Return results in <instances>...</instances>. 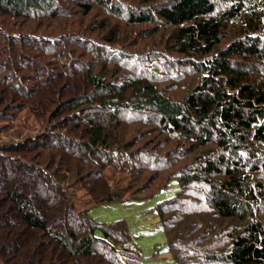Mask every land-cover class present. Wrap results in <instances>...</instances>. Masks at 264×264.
<instances>
[{
    "label": "trees",
    "instance_id": "1",
    "mask_svg": "<svg viewBox=\"0 0 264 264\" xmlns=\"http://www.w3.org/2000/svg\"><path fill=\"white\" fill-rule=\"evenodd\" d=\"M0 264H139L123 218L76 210L173 179L175 264H264V0H0Z\"/></svg>",
    "mask_w": 264,
    "mask_h": 264
},
{
    "label": "rangeland",
    "instance_id": "2",
    "mask_svg": "<svg viewBox=\"0 0 264 264\" xmlns=\"http://www.w3.org/2000/svg\"><path fill=\"white\" fill-rule=\"evenodd\" d=\"M8 122L6 128L0 129V140L18 139L22 135H33L39 130V125L29 110L24 109ZM4 124V123H0ZM116 197L110 201L94 204L79 185L69 188L71 202L76 210H85L88 216L97 221L108 222L123 218L130 231L131 237L140 249L139 264H175L169 254L165 235L155 204L171 196L177 188L175 180L149 198H134L130 189L126 188L129 175L117 172L111 167L104 170ZM6 174L0 178V184L5 181Z\"/></svg>",
    "mask_w": 264,
    "mask_h": 264
}]
</instances>
